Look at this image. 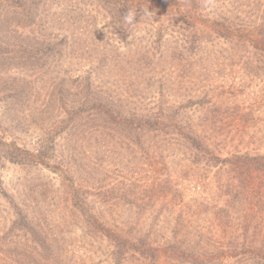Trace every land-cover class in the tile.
<instances>
[{
	"label": "trees",
	"instance_id": "obj_1",
	"mask_svg": "<svg viewBox=\"0 0 264 264\" xmlns=\"http://www.w3.org/2000/svg\"><path fill=\"white\" fill-rule=\"evenodd\" d=\"M68 1L0 0V102L22 115L10 136L0 135V169L25 172L11 189L0 182L7 234L24 246L23 253L0 250V264H264V150L243 151L227 139L238 113L203 86L188 90L185 79L205 46L207 59L220 60L216 74L251 80L264 73V18L251 16L244 0H94L120 23V40L129 28L154 31L156 41L175 34L172 47H163L175 56V76L147 74L157 49L139 36L125 59L103 53L84 72L61 76L63 60L75 52L79 59L86 35H104L89 11L83 18L75 7L66 18ZM129 10L132 24L124 20ZM117 42L108 48L117 51ZM53 102L61 111L55 124L46 118ZM31 108L37 113H23ZM102 162L108 169L113 162L109 175ZM50 167L60 181L36 176Z\"/></svg>",
	"mask_w": 264,
	"mask_h": 264
},
{
	"label": "rangeland",
	"instance_id": "obj_2",
	"mask_svg": "<svg viewBox=\"0 0 264 264\" xmlns=\"http://www.w3.org/2000/svg\"><path fill=\"white\" fill-rule=\"evenodd\" d=\"M234 1V0H232ZM246 4H248V7H251L252 10L248 11L249 14H251V16H261L262 19L264 18V5L260 4L262 2H259V0H257L256 2H254V6L253 4H251V0H244ZM70 2V0L68 1ZM207 2V1H206ZM208 2H210L208 0ZM205 5L206 3L203 4V10L206 12L205 9ZM75 7L79 8L82 12H84L83 18L86 15L85 11H89L91 12V16L94 17L93 20L95 21V23H97V26L95 29L99 30V32L104 29V31L102 33H104V35H98L97 38H94L93 35H86L85 38L82 39V41L80 42V45L77 47L79 48V59H73V57H75L77 55V52H75L74 54H70V56H68L67 59L63 60V69L61 70V76L62 74H65V72H68L71 75H75L78 73H82L86 70L87 65L86 62L88 59H93V58H98L99 55H102L103 53L108 54V57H103V59H109L111 57L116 56L117 53H119L122 57V55H125L123 57V59H125L126 57L131 55V46H136V44L134 42H136L137 36L139 37H147L152 43V47L157 49V53L153 54L152 57V66H153V70L151 71L153 73H150V71L147 69V74H155V73H161L162 74H170L171 76H175V74H173L175 71V61H173V58H175V56L172 55L171 51L166 52L167 50H164L163 47L166 45L167 47H172V44L175 43V34H173L172 32H168L165 31L164 33V38L160 41L159 48L158 46H156V41L157 37L154 34V31H151L152 33H146L144 30H142L141 28H139L140 30H138V32L136 31V29L130 30L126 29L124 31V35L122 40H120V38H122L121 35L118 34V30L120 27V23L118 24L117 21H112V19H107V15L104 14L102 11H100L97 7V3L94 0H72L71 4L69 5V7H65L66 9L63 10L65 11V13H63L62 11L59 12V14H64L66 15V18H68L69 16H71V12L72 9H74ZM244 10H248L247 8H245ZM57 13V12H56ZM102 14V16H101ZM103 19H106L103 20ZM261 19V20H262ZM80 27H83L82 33L84 34V30L86 29L84 24L85 22L83 21V19L80 18ZM261 22V21H260ZM259 24V23H258ZM69 25V24H68ZM111 25L109 27V31L107 32V29L105 28L106 26ZM54 27V26H53ZM73 28V27H72ZM87 28L91 29V27L87 26ZM126 28V27H125ZM124 28V29H125ZM54 29L58 30L57 27H54ZM64 29V28H63ZM62 29V30H63ZM122 29V30H124ZM115 30V33L117 32L118 35L116 34H109L110 31ZM65 31V30H64ZM78 31V30H77ZM58 35H62V31L58 30L55 31ZM67 32V30L65 31ZM70 32V31H69ZM81 32L79 34H82ZM69 34V33H68ZM171 34V36L169 35ZM136 35V38H135ZM119 36V37H118ZM151 36V38H149ZM200 36V35H197ZM204 36V35H203ZM119 38V39H118ZM135 38V39H134ZM181 38V37H180ZM199 38V37H198ZM111 39H117L118 42L113 43L116 44L115 47H117V51H115L112 48H108L107 43L111 40ZM216 42V40L213 41V43ZM134 44V45H130V44ZM209 44V43H207ZM222 43L218 44V48L220 47H224L223 45H221ZM92 46V48H90L89 46ZM96 45V46H95ZM97 49V50H96ZM155 49V51H156ZM204 49L206 51H203L204 53L200 52L199 54L196 53V56L192 55V59L194 60V63H198L196 64V66L199 68H196L194 66H188L185 72V79L190 78V82L191 84H193V88L190 86V88H188V90L192 89V91L197 93L198 88L200 89V86H203L202 89H205L209 92V94L213 95L216 94L215 98H217V100H221L224 98H227V101L230 102L229 107L231 109H234L235 112L238 113L237 118H235V120L233 121L236 125V128H227L226 132L228 133L227 136H225L227 139H231L234 138L232 140L233 144H237L238 148H242L243 151L245 150H253L256 148V150H264V73L262 74H258L257 77H254L251 80H248L244 75H229V73L227 72H222V73H218L216 74V72H218L217 69H214V67L216 65H218V63L220 62V60L218 59H207L210 54V48H208L207 46L204 47ZM154 51V52H155ZM172 51H175L174 49H172ZM211 55V54H210ZM120 57V56H119ZM223 58V57H222ZM97 61V60H96ZM214 62L213 64H210ZM155 66V67H154ZM203 67L204 69H200V67ZM213 71L211 73L208 72V70L212 69ZM135 71H139V68L134 69ZM114 71L111 69V71L109 72V76L114 80L117 81L121 78V74L120 77L119 75H115L112 74ZM165 72V73H163ZM173 72V73H172ZM201 74H205V75H200ZM118 76V77H117ZM125 78L126 75L124 74ZM224 83V84H223ZM222 87V88H221ZM126 89V86L124 88V90ZM138 91H142L141 89H143V85H140L138 88ZM2 95V94H1ZM0 95V97H2ZM42 95V94H41ZM64 96V95H63ZM42 99V97L40 96V99L38 100V102ZM217 104V103H216ZM6 105V106H5ZM9 105L8 103H3L0 102V135L6 134L4 136H10L9 134H12V132L14 131V129L11 131V129L8 130V128L11 126L13 127L15 123H17V121L19 120L20 117H22V115L20 116L21 113L18 112L19 108H15V107H11V106H7ZM58 105L59 103L54 104V102L52 103V105L50 106L49 112H47L46 114V118L49 116L52 117V121L57 122L58 119L56 120L54 118L55 115L59 116V113L61 112L60 109H58ZM218 106V105H217ZM10 107V108H8ZM40 107L38 103H36L34 108ZM31 108V111H26L23 112L25 115L31 114L30 112H33L34 114L37 113V110ZM18 109V110H17ZM23 111V110H21ZM54 113V115H53ZM29 117V116H28ZM59 118V117H58ZM50 120V119H48ZM26 123H29V120H27ZM228 125V124H226ZM231 126V124H230ZM234 126V125H232ZM24 127V125H23ZM20 134V133H19ZM19 134H15L16 136H19ZM31 136V137H30ZM27 139H30L31 141H35L34 140V135L31 134V132H29L27 134ZM8 138V137H7ZM58 139V138H57ZM92 144V142H90ZM94 145V144H93ZM93 145H89L88 144V148L91 152H93V154H95L96 149H94L95 147H93ZM103 166H101V172L105 175H109L111 170H113L115 167L112 166L113 162H111V165H107L109 167V169L107 167H105V162H102ZM50 171H44L41 174H39L40 176L36 175L37 177H39L40 181H43L46 183V181H48L49 179H54V181L58 182L59 180V176L55 175L53 172H59L56 171V168L54 167H50ZM104 168V170L102 169ZM100 169V168H99ZM52 170V171H51ZM67 173V171H66ZM25 175V172L22 169H18L17 167H13V166H8L6 165L5 168H1L0 169V182L2 183V185L5 187H9L11 189L14 183L17 182V178H22ZM42 175V176H41ZM44 175V176H43ZM34 176V175H33ZM31 177V176H30ZM44 177V178H43ZM62 180L64 181V183L66 185H69L68 182V178H62ZM20 183V181H18ZM36 182V181H35ZM29 183H32V181H29ZM57 201V200H56ZM46 202H49V200H47ZM56 203H59L58 201ZM3 204V200L0 198V209L4 208ZM32 205V204H29ZM51 208H54V206H52ZM52 210V209H51ZM5 217V214L0 213V250L2 251H7L10 250L8 252H14V251H18L22 252L24 251V246H23V239L22 238H16V237H12V235L7 234L8 230H10V221L8 220L9 218H2ZM229 225V224H228ZM231 229L228 228L224 231L223 235L221 236V244H224L223 246H226L229 244L230 242V231ZM6 233V237H3L4 234ZM15 234H17V232H14ZM22 235V233H19V236ZM225 236V237H223ZM263 236V235H262ZM261 234L257 235V240L255 239V244H258V242H260V238H262ZM3 237V238H2ZM229 237V238H228ZM20 242V247L23 248V250L21 251V249L16 248V246H19ZM16 245V246H15ZM25 254V253H24ZM79 254V253H78ZM89 255V254H88ZM80 255H77V258H79ZM96 262V261H95ZM31 263V262H29ZM24 263V264H29ZM236 264L233 262V260H229V262H223V264Z\"/></svg>",
	"mask_w": 264,
	"mask_h": 264
},
{
	"label": "clouds",
	"instance_id": "obj_3",
	"mask_svg": "<svg viewBox=\"0 0 264 264\" xmlns=\"http://www.w3.org/2000/svg\"><path fill=\"white\" fill-rule=\"evenodd\" d=\"M145 14L148 15L147 12H146ZM135 15H136L135 12L129 10L128 13H127V15L124 16V20H125L127 23L132 24Z\"/></svg>",
	"mask_w": 264,
	"mask_h": 264
}]
</instances>
